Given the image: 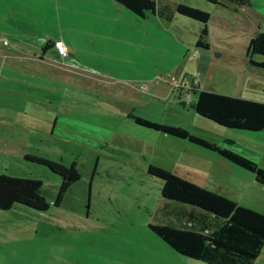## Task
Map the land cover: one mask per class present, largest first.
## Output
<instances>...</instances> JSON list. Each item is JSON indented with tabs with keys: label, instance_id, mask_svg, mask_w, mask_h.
Segmentation results:
<instances>
[{
	"label": "rangeland",
	"instance_id": "374dc122",
	"mask_svg": "<svg viewBox=\"0 0 264 264\" xmlns=\"http://www.w3.org/2000/svg\"><path fill=\"white\" fill-rule=\"evenodd\" d=\"M153 1L155 13L138 17L113 0H0V138L27 143L23 152L0 151V174L41 181L50 204L45 212L19 205L0 210V264H113L105 259L117 249L129 246L140 257L136 248L146 244H156L166 264H191L148 228L166 223L165 212L180 205L163 199V182L148 174L149 165L211 190L229 187L234 200L264 212V186L251 172L215 155L178 160L175 153L185 149L175 142L184 139L133 120L181 127L222 147L230 140L227 147L249 153L264 169L263 132L219 126L190 107L196 95L182 104L184 92L173 90L183 79L192 84L197 67L216 55L247 74L248 42L264 31V0ZM178 4L208 12V22L178 14ZM204 26L209 49L195 47ZM45 41L55 54L47 50L44 64L24 57L25 50L39 54ZM220 72L215 66L212 78ZM23 153L76 162L79 180L58 207L52 203L60 177ZM251 264H264V245Z\"/></svg>",
	"mask_w": 264,
	"mask_h": 264
},
{
	"label": "trees",
	"instance_id": "16d2710c",
	"mask_svg": "<svg viewBox=\"0 0 264 264\" xmlns=\"http://www.w3.org/2000/svg\"><path fill=\"white\" fill-rule=\"evenodd\" d=\"M135 16L144 17L155 13L153 0H113ZM221 5L225 0H206ZM243 1V0H231ZM245 2H248L245 0ZM176 12L184 17L206 24L210 14L204 10L184 4L176 5ZM259 22V21H258ZM260 25V23H259ZM264 26V17L262 18ZM204 26L195 42V47L209 49ZM51 47L50 42L41 46V52ZM261 58L255 61L254 58ZM246 58L249 64L264 69V31L256 33L248 42ZM195 89H193V92ZM183 104V103H182ZM190 107L195 113L219 126L249 132L264 131V103L209 91H197V97ZM140 126L184 139L201 148L219 154L227 161L251 172L254 179L264 186V169L229 147H222L201 136L191 134L181 127L165 125L140 117L133 118ZM228 146L231 141H225ZM23 159L46 167L60 177V185L52 205L58 207L68 188L79 180L77 164L69 166L51 159L26 154ZM149 175L160 179L163 184L161 196L199 208L220 220V225L210 232L192 228H177L168 224H148L149 230L179 255L200 260L208 264H251L258 257L264 245V212L240 205L229 198L192 183L170 171L149 165ZM42 182L37 179L12 177L0 174V210L8 211L19 205L38 212H45L50 204L40 194Z\"/></svg>",
	"mask_w": 264,
	"mask_h": 264
},
{
	"label": "crops",
	"instance_id": "0c3cea01",
	"mask_svg": "<svg viewBox=\"0 0 264 264\" xmlns=\"http://www.w3.org/2000/svg\"><path fill=\"white\" fill-rule=\"evenodd\" d=\"M46 42H49V41H45V43ZM2 46H3V43H1L0 48ZM41 46H43V42H41L38 45V48L41 49ZM54 48H55L54 44L51 43V47L48 49V50H50L49 52H53L55 54ZM25 51H24V57L26 59L33 60V57H37L38 58L37 60L40 64L45 63L44 54L47 50L43 53L40 50L39 54L37 53V55H33L32 57L26 56L25 54L28 52V50H25ZM5 53H7V52H5ZM57 56H58L57 59H59L60 55L58 53H57ZM24 57H22V58H24ZM60 58H62V57H60ZM221 58L222 57H220V56L218 57L216 55V57L213 58L214 62L210 60L207 63L208 65H206L202 62L200 64V66L197 67L196 74H195L196 76L192 77L194 82L192 84L189 83V85L193 89H195L194 92L192 91V94L196 95V97H197V91L203 90V91H209V92L219 93V94H223V95L248 99V100H255V101L264 103V77L260 76V74H262L264 76V69L249 64L247 61V58H246V53H245L244 62L246 61V63L244 66V70L247 71L248 73L247 74L243 73L241 75V73H238L234 67L229 68L228 63H226V64L220 63L219 61H221ZM254 60L255 61H261L262 59L255 57ZM217 65H218V67H221V72L219 75H216V76L214 74V76L218 79V81L216 82L215 77L212 78V73H213L214 67ZM202 83H203V85H201ZM139 87H142V86H139ZM204 124L207 127V123H204ZM210 125H212V124H209L208 126H210ZM211 129H214L215 131L217 130V128H215L214 126H211ZM261 133L264 134V131H261ZM165 135H167V134H165ZM211 141L215 142L217 145L220 144V143L218 144V141H216L215 139H211ZM225 141H223V142L225 143ZM175 143H176V145L179 146V148L185 149L184 151H178L175 153V157L180 155L178 160H181L183 158V156L186 155V159L188 161H190V158H193L194 162H196V160L198 158H200L206 162V161L210 160V157H213L212 155H215V156L220 157L218 161H222V160L227 161L226 159L221 157L219 154H217L213 151L207 150V149H206L207 153L204 154V152H202L205 150L204 148L196 146L187 140H180L179 142H175ZM263 143H264V140H263ZM26 146H27L26 141L21 139V138H19V139H13L12 138L10 140H8L6 138H2V137L0 138V151H3V152H9V151H12L14 148H18V147H19L18 150L20 152H23V150L26 148ZM219 146H221V145H219ZM224 147H227V146H224ZM199 149H201V150H199ZM202 149H204V150H202ZM232 150L243 155V156H245V157H247V158H249V159H251L248 155L249 153H247V152L241 153V152H238L234 149H232ZM246 153H247V155H246ZM26 154H28V153H26ZM26 154L23 153L22 154L23 157ZM213 159H216V158H213ZM168 171H170V170H168ZM170 172L186 179V177L179 175V174L175 173L174 171H170ZM189 180H191V179H189ZM191 182H196V181L191 180ZM204 188H206V187H204ZM222 188H223L222 186H219V188L216 190H211L208 188H206V189L213 191V192H216L218 194H221V195L229 198L230 200H232V201H234L240 205L250 207L248 205H244L243 203H239V201L234 200L229 195V193H226L227 191L228 192H234L231 188L225 186L224 188H226V192L222 191L223 190ZM262 189L264 191V188H262ZM250 208H253V207H250ZM165 214L166 215H164V216H165V218L168 217V219H167L168 221H166V223H160V224H168V225H172V226L177 227V228H192V229H195L197 231L210 232V231H213L214 229H216L220 225L219 219L210 218L211 216H209V214H207L205 211H203L199 208L190 206V205L186 206L185 204H181V203L178 207L173 206L170 210L165 212ZM129 249H130L129 246L128 247L127 246L121 247V248L117 249V251L112 256V259L110 257L109 259H105V260L111 261L113 264H133V262L135 264H166V262L163 261V257L161 255V253H159V252L156 253V251H158L156 249V244H154V245H148V244L140 245L139 248H136L140 257L135 253H130ZM161 249H162V253H164L165 252L164 250L166 248L160 247L159 251H161ZM187 259L190 261L191 264H195V263H197V264H208V263H205V262L200 261V260H194V259H190V258H187Z\"/></svg>",
	"mask_w": 264,
	"mask_h": 264
},
{
	"label": "built area",
	"instance_id": "2783aa9c",
	"mask_svg": "<svg viewBox=\"0 0 264 264\" xmlns=\"http://www.w3.org/2000/svg\"><path fill=\"white\" fill-rule=\"evenodd\" d=\"M4 44H5V41H4ZM56 47H57V52L59 54H62L64 55L65 54V51H64V48L61 44H56ZM174 89L173 90H180L182 92H184L185 96L184 98L180 101L181 103L185 104H191L192 100H191V93L193 91V88L189 85V83L187 82L186 79H183L179 84H176V86L173 87Z\"/></svg>",
	"mask_w": 264,
	"mask_h": 264
}]
</instances>
